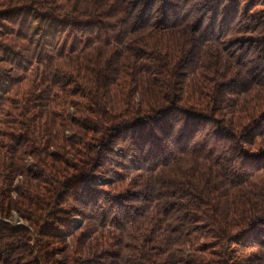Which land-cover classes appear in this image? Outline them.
<instances>
[{
	"label": "trees",
	"instance_id": "obj_1",
	"mask_svg": "<svg viewBox=\"0 0 264 264\" xmlns=\"http://www.w3.org/2000/svg\"><path fill=\"white\" fill-rule=\"evenodd\" d=\"M0 264H264V0H0Z\"/></svg>",
	"mask_w": 264,
	"mask_h": 264
},
{
	"label": "rangeland",
	"instance_id": "obj_2",
	"mask_svg": "<svg viewBox=\"0 0 264 264\" xmlns=\"http://www.w3.org/2000/svg\"><path fill=\"white\" fill-rule=\"evenodd\" d=\"M22 222H23L22 219H19L18 217H16L15 223L19 224V223H22Z\"/></svg>",
	"mask_w": 264,
	"mask_h": 264
}]
</instances>
